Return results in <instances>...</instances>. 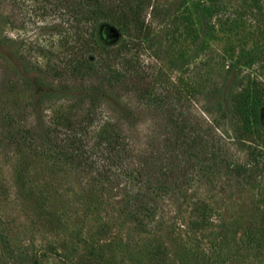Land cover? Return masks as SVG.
<instances>
[{"label": "rangeland", "instance_id": "374dc122", "mask_svg": "<svg viewBox=\"0 0 264 264\" xmlns=\"http://www.w3.org/2000/svg\"><path fill=\"white\" fill-rule=\"evenodd\" d=\"M17 1L0 5V34L14 40L4 50L8 60L0 57V264H264L263 161L248 178L195 173L181 189L159 192L157 210L141 224L125 214L124 173L111 168L102 177L62 159L51 168L30 165L19 179L1 138L10 119L28 112L31 89L20 77L71 82L67 62L87 58L180 92L183 113L201 130L213 129L226 159L244 161L249 145L264 151V0H132L123 5L132 12L108 22L120 33L111 44L99 38V27L95 41L77 39L60 5ZM229 87L249 93L240 98L247 117L235 126L207 112ZM120 93L109 99L115 108L102 106L95 131L116 123L121 104H137ZM136 115V126L119 123L118 131L145 147L161 116ZM38 116L80 119L88 105L61 100Z\"/></svg>", "mask_w": 264, "mask_h": 264}, {"label": "trees", "instance_id": "16d2710c", "mask_svg": "<svg viewBox=\"0 0 264 264\" xmlns=\"http://www.w3.org/2000/svg\"><path fill=\"white\" fill-rule=\"evenodd\" d=\"M32 1L42 5H60L68 15L72 34L81 42L87 39L95 41L98 27L113 21L117 13L133 11L123 6L131 5L132 0ZM140 1L143 4V1L148 0ZM3 2L0 0V5ZM84 34L89 37L85 38ZM13 41L0 34L1 58L8 60L4 52L9 51ZM66 66V74L72 79L71 82L54 84L44 77L31 79L27 73L20 77L22 83L31 89L28 112L10 119L1 137L8 152L13 155L15 174L19 179L30 165L44 163L51 168L62 163V159L94 170L102 177H108L113 172L111 168H114L125 175V214L143 224L142 217L149 218L157 210L159 192L181 189L195 173L199 177L221 175L222 172L227 177L248 178L264 162V151L252 145L247 146L244 161L226 159L222 155L224 143L221 138L214 134L209 125L203 131L197 123H192L181 110L184 103L180 92L168 91L156 80L152 83L135 81L132 71L111 66L101 69L87 58L70 59ZM78 80L86 84H79V87L76 84ZM117 88L120 94H133L137 104H121V115L117 117L116 123L104 121L95 131L102 106L107 103L108 108H115L110 105L109 99L118 101L121 98L118 94L113 96ZM246 97H249L246 91L234 94L232 87H229L227 96L218 103V107L208 108L207 112H216L219 118H226L235 126L247 117L249 109L247 106L245 109L243 104ZM61 100L86 102L88 116L49 120L38 116L39 109ZM47 102L49 104L45 105ZM256 106L253 105L254 109ZM147 110L161 116V121L155 123L157 130L153 129L146 146L142 147L132 135H124L118 128L121 123L132 129L141 121L136 112L138 114ZM253 116L259 120L258 111ZM238 132L241 133L237 127L235 135L242 139ZM157 245L159 249L160 243Z\"/></svg>", "mask_w": 264, "mask_h": 264}, {"label": "water", "instance_id": "95a60500", "mask_svg": "<svg viewBox=\"0 0 264 264\" xmlns=\"http://www.w3.org/2000/svg\"><path fill=\"white\" fill-rule=\"evenodd\" d=\"M118 29L108 23H102L99 27V38L105 43L111 44L118 40L119 38Z\"/></svg>", "mask_w": 264, "mask_h": 264}]
</instances>
